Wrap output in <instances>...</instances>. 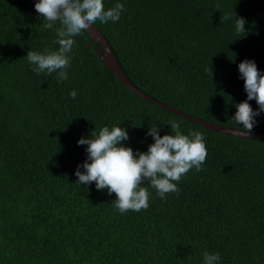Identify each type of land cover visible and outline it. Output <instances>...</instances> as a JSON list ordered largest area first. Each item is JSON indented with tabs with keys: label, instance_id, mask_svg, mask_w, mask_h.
I'll return each instance as SVG.
<instances>
[{
	"label": "trees",
	"instance_id": "obj_1",
	"mask_svg": "<svg viewBox=\"0 0 264 264\" xmlns=\"http://www.w3.org/2000/svg\"><path fill=\"white\" fill-rule=\"evenodd\" d=\"M103 2L125 6L118 22L95 26L136 88L243 127L232 120L247 99L238 65L253 60L264 74V0ZM34 5L0 0V264H203L204 251L219 253L217 264H264V141L206 129L132 93L87 32L74 37L68 80L36 75L27 52L59 46ZM225 14L232 18L221 22ZM234 14L246 33L237 34ZM255 119L252 132L264 133V112ZM173 120L185 135L202 133L208 153L203 171L178 182L179 195L160 199L144 181L149 207L121 214L115 193L77 182L82 137L120 125L129 134L122 144L147 152L149 128L171 135Z\"/></svg>",
	"mask_w": 264,
	"mask_h": 264
},
{
	"label": "clouds",
	"instance_id": "obj_2",
	"mask_svg": "<svg viewBox=\"0 0 264 264\" xmlns=\"http://www.w3.org/2000/svg\"><path fill=\"white\" fill-rule=\"evenodd\" d=\"M37 13L41 14L45 23L42 29H54L57 49L44 48L42 52L29 50L26 59L36 75L56 73L57 82L68 80V69L71 65L73 48L76 44L74 37L91 29L97 21L101 24L115 23L126 11L124 4L116 3L105 9L103 0H39L34 5ZM232 18L225 14L221 22ZM237 34L246 33L245 19L236 18ZM59 24L58 27L55 25ZM240 76L244 79V89L247 99L236 104L237 109L232 120L242 125L241 131L251 133L257 123L256 117L264 112V74L253 60L245 59L238 65ZM212 74V70H211ZM75 100L77 92L69 93ZM255 100L259 108L253 110L248 101ZM171 135L159 134V126H151L147 135L154 143L149 145L147 152H135L131 147H125L122 141L129 139L125 128L107 126L93 130L88 138L82 137L78 145H87V159L78 165L75 175L80 185H90L95 182L97 190H105L109 195L115 193L117 199L113 206L121 214L132 210L139 212L149 207L150 193L143 187L147 181L156 191L160 199L166 194H180L178 182L191 169L203 171L207 149L202 133L189 129L185 135L179 122L173 120ZM83 168V172L80 169ZM221 257L219 253L203 252V264H217Z\"/></svg>",
	"mask_w": 264,
	"mask_h": 264
},
{
	"label": "water",
	"instance_id": "obj_3",
	"mask_svg": "<svg viewBox=\"0 0 264 264\" xmlns=\"http://www.w3.org/2000/svg\"><path fill=\"white\" fill-rule=\"evenodd\" d=\"M33 3L39 2V0H28ZM89 36L91 37L92 41L94 44H97V52L98 55L100 56L101 60L104 62L106 67L108 68L109 71L112 73H115L118 80L121 81V83L129 89L132 93L140 96L144 100H147L169 112L175 113L176 115L183 117L186 120H189L195 124H198L206 129L218 132V133H223L227 135H235L237 137H243V138H252V139H258L264 141V133H258V132H251L248 133L246 136L244 133H242L241 129H235L227 126H222L216 123H212L209 121H205L196 117H193L177 108L171 107L166 105L164 102L157 101L147 95L145 92L139 90L136 88L127 78V76L123 73L117 59L115 58V55L113 51L111 50L110 45L106 41L105 37L103 34L98 30V28L94 25L91 29L86 31Z\"/></svg>",
	"mask_w": 264,
	"mask_h": 264
}]
</instances>
